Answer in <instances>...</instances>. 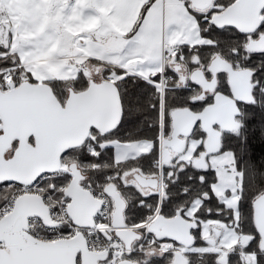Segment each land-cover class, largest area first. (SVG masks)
Returning a JSON list of instances; mask_svg holds the SVG:
<instances>
[{"label": "snow or ice", "instance_id": "obj_1", "mask_svg": "<svg viewBox=\"0 0 264 264\" xmlns=\"http://www.w3.org/2000/svg\"><path fill=\"white\" fill-rule=\"evenodd\" d=\"M0 264H264V0H0Z\"/></svg>", "mask_w": 264, "mask_h": 264}]
</instances>
